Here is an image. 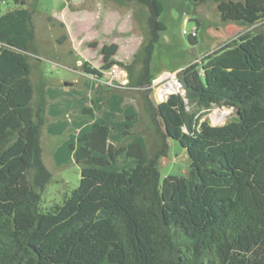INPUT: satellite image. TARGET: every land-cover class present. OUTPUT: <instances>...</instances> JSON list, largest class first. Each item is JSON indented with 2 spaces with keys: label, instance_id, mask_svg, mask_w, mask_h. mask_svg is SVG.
I'll list each match as a JSON object with an SVG mask.
<instances>
[{
  "label": "trees",
  "instance_id": "obj_1",
  "mask_svg": "<svg viewBox=\"0 0 264 264\" xmlns=\"http://www.w3.org/2000/svg\"><path fill=\"white\" fill-rule=\"evenodd\" d=\"M12 1L16 7L0 16V264H264V24L186 65L177 73L183 95L160 103L146 96L162 140L154 156L138 142L114 146L108 126L94 122L78 147L69 146L78 186L43 212L52 175L42 159L43 100L34 106L32 13L27 0ZM123 1L148 10L141 68L127 77L129 87L150 91L165 6ZM117 50L103 46L101 67L85 62L82 75L103 78L119 65ZM220 104L235 106L240 119L199 123V113ZM168 140L186 151L189 170L161 180ZM120 155L135 164L113 170Z\"/></svg>",
  "mask_w": 264,
  "mask_h": 264
},
{
  "label": "rangeland",
  "instance_id": "obj_2",
  "mask_svg": "<svg viewBox=\"0 0 264 264\" xmlns=\"http://www.w3.org/2000/svg\"><path fill=\"white\" fill-rule=\"evenodd\" d=\"M161 1L165 10L160 20L167 31L161 34L152 55V83L164 73H179L190 63H200L214 49L264 24V0L198 5L189 0ZM15 7L12 0H0V16ZM26 7L32 13L34 33L28 52L34 106L40 99L44 102L42 159L52 175L40 203V209L47 212L78 186L80 165L69 146L78 147V138L94 122L107 124L109 142L116 147L138 142L147 158L159 152L162 140L146 111V96L160 102L157 85L151 84L146 92L128 84L125 89L113 90L102 81L81 75L85 62L93 68L101 67V49L110 45L117 46L113 59L126 75L129 71L134 75L139 72L148 28L146 7L123 0H27ZM194 27L197 36L190 44L182 30L189 32ZM106 77L105 72L102 79ZM198 118L199 123L221 126L237 121V108L214 105L205 115L199 113ZM167 144L166 155L158 161L160 179L185 176L190 163L186 151L176 141L168 140ZM134 164L120 155L111 168L119 171Z\"/></svg>",
  "mask_w": 264,
  "mask_h": 264
},
{
  "label": "built area",
  "instance_id": "obj_3",
  "mask_svg": "<svg viewBox=\"0 0 264 264\" xmlns=\"http://www.w3.org/2000/svg\"><path fill=\"white\" fill-rule=\"evenodd\" d=\"M183 35H188L189 37H196V28H192L189 32L182 30ZM106 72L107 77L104 79H97L94 76L85 75L94 81H102L101 84L116 90H122L127 88L128 79L125 70L120 65H112ZM104 72V73H105ZM157 85L158 89L156 91L159 102H164L168 99L170 95L173 94H184V89L182 83L177 77V73H164L156 81H154L151 87Z\"/></svg>",
  "mask_w": 264,
  "mask_h": 264
},
{
  "label": "water",
  "instance_id": "obj_4",
  "mask_svg": "<svg viewBox=\"0 0 264 264\" xmlns=\"http://www.w3.org/2000/svg\"><path fill=\"white\" fill-rule=\"evenodd\" d=\"M66 86L68 85V84H65ZM233 107H235V106H233ZM237 116H238V119H240V114H239V110L237 109Z\"/></svg>",
  "mask_w": 264,
  "mask_h": 264
},
{
  "label": "crops",
  "instance_id": "obj_5",
  "mask_svg": "<svg viewBox=\"0 0 264 264\" xmlns=\"http://www.w3.org/2000/svg\"><path fill=\"white\" fill-rule=\"evenodd\" d=\"M82 75V74H81ZM82 76H84V75H82ZM85 77H87V76H85ZM89 78V77H88ZM100 124H104V123H100ZM106 126H107V124H105ZM92 126V125H91ZM109 128V127H108ZM109 133H110V129H109ZM109 139H110V134H109ZM112 144V143H111Z\"/></svg>",
  "mask_w": 264,
  "mask_h": 264
},
{
  "label": "bare ground",
  "instance_id": "obj_6",
  "mask_svg": "<svg viewBox=\"0 0 264 264\" xmlns=\"http://www.w3.org/2000/svg\"><path fill=\"white\" fill-rule=\"evenodd\" d=\"M222 116H224V114H222Z\"/></svg>",
  "mask_w": 264,
  "mask_h": 264
}]
</instances>
